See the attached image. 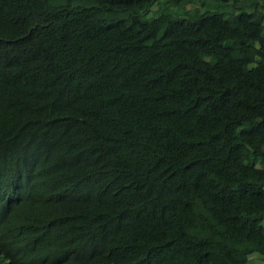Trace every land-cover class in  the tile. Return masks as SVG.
Returning <instances> with one entry per match:
<instances>
[{
	"label": "trees",
	"instance_id": "16d2710c",
	"mask_svg": "<svg viewBox=\"0 0 264 264\" xmlns=\"http://www.w3.org/2000/svg\"><path fill=\"white\" fill-rule=\"evenodd\" d=\"M253 253L264 0H0V264Z\"/></svg>",
	"mask_w": 264,
	"mask_h": 264
},
{
	"label": "rangeland",
	"instance_id": "374dc122",
	"mask_svg": "<svg viewBox=\"0 0 264 264\" xmlns=\"http://www.w3.org/2000/svg\"><path fill=\"white\" fill-rule=\"evenodd\" d=\"M191 7H192V6L189 5L188 8H191ZM157 9H158V4H156L155 6H153V7L151 8V12L148 13V15H149V16L155 15V14H156L155 12H156ZM148 18H150V17H148ZM251 257L254 258V260L256 261L257 264H264V256H263L262 254H260V253H255V254L251 255Z\"/></svg>",
	"mask_w": 264,
	"mask_h": 264
},
{
	"label": "crops",
	"instance_id": "0c3cea01",
	"mask_svg": "<svg viewBox=\"0 0 264 264\" xmlns=\"http://www.w3.org/2000/svg\"><path fill=\"white\" fill-rule=\"evenodd\" d=\"M250 264H257L253 257L250 258Z\"/></svg>",
	"mask_w": 264,
	"mask_h": 264
},
{
	"label": "clouds",
	"instance_id": "9594fccd",
	"mask_svg": "<svg viewBox=\"0 0 264 264\" xmlns=\"http://www.w3.org/2000/svg\"><path fill=\"white\" fill-rule=\"evenodd\" d=\"M253 254H255V253H253ZM253 254H251V255H253ZM251 255H250V258H251Z\"/></svg>",
	"mask_w": 264,
	"mask_h": 264
}]
</instances>
